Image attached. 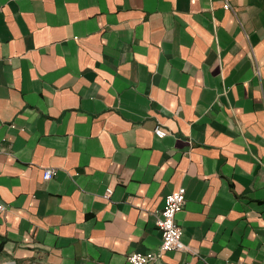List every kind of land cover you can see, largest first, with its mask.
Segmentation results:
<instances>
[{
  "label": "crops",
  "instance_id": "0c3cea01",
  "mask_svg": "<svg viewBox=\"0 0 264 264\" xmlns=\"http://www.w3.org/2000/svg\"><path fill=\"white\" fill-rule=\"evenodd\" d=\"M226 1L0 0V264H264V0Z\"/></svg>",
  "mask_w": 264,
  "mask_h": 264
},
{
  "label": "built area",
  "instance_id": "2783aa9c",
  "mask_svg": "<svg viewBox=\"0 0 264 264\" xmlns=\"http://www.w3.org/2000/svg\"><path fill=\"white\" fill-rule=\"evenodd\" d=\"M224 9L231 10V5L224 0ZM154 135L158 138H163L166 133L160 126L154 129ZM53 171L45 170L43 173V180L48 181L52 178ZM112 194L110 189L106 190L105 198H109ZM185 205V190L180 188L174 192L169 193L164 198V207L160 214L156 217L155 225L161 235V244L159 247V254L166 252H183L186 250L181 241L182 230L177 224V216L182 212ZM5 207L0 206V211H4ZM156 257L151 253H135L127 256L129 264H150L155 261Z\"/></svg>",
  "mask_w": 264,
  "mask_h": 264
}]
</instances>
